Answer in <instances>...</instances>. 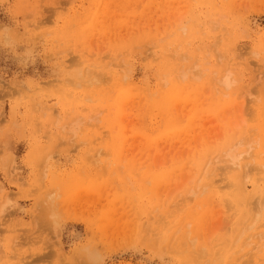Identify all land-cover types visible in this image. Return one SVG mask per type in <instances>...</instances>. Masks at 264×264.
Wrapping results in <instances>:
<instances>
[{
  "label": "rangeland",
  "instance_id": "obj_1",
  "mask_svg": "<svg viewBox=\"0 0 264 264\" xmlns=\"http://www.w3.org/2000/svg\"><path fill=\"white\" fill-rule=\"evenodd\" d=\"M0 264H264V0H0Z\"/></svg>",
  "mask_w": 264,
  "mask_h": 264
}]
</instances>
